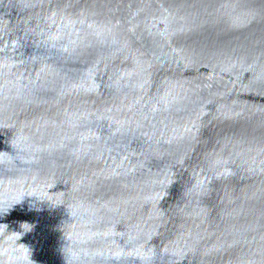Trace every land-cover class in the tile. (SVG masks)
<instances>
[{
	"label": "water",
	"instance_id": "95a60500",
	"mask_svg": "<svg viewBox=\"0 0 264 264\" xmlns=\"http://www.w3.org/2000/svg\"><path fill=\"white\" fill-rule=\"evenodd\" d=\"M22 193L35 264H264V0H0Z\"/></svg>",
	"mask_w": 264,
	"mask_h": 264
},
{
	"label": "clouds",
	"instance_id": "9594fccd",
	"mask_svg": "<svg viewBox=\"0 0 264 264\" xmlns=\"http://www.w3.org/2000/svg\"><path fill=\"white\" fill-rule=\"evenodd\" d=\"M27 193L17 194L11 198L0 199V218H3L17 204L23 205ZM41 201V200H40ZM42 207L35 202L28 203V211H42ZM35 224L28 222L19 223V231L9 230V225L0 223V259L3 264H35L32 259V248L30 245L19 243L21 238L32 232Z\"/></svg>",
	"mask_w": 264,
	"mask_h": 264
}]
</instances>
